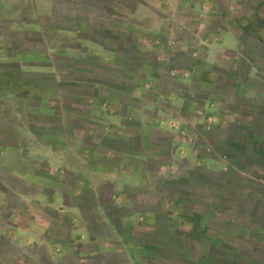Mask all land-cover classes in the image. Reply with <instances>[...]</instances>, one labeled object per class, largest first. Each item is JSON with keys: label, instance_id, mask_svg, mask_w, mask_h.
<instances>
[{"label": "crops", "instance_id": "obj_1", "mask_svg": "<svg viewBox=\"0 0 264 264\" xmlns=\"http://www.w3.org/2000/svg\"><path fill=\"white\" fill-rule=\"evenodd\" d=\"M17 28L0 25V207L12 210L11 216L0 217V240L7 245L0 250V264H264V52L240 58L245 71L236 69L234 59L211 75L214 85L226 88L215 93L213 103L206 101L203 118L196 122L215 118L208 131L202 129L204 139L216 148L232 147L230 159L241 162L240 168L227 169L213 162L212 169L196 165L199 154L165 125L162 68L157 75L156 64L140 67L141 80L128 92L137 96V105L102 104L88 119L90 127L60 121L57 128L65 135L58 137L50 136L43 116L39 132L27 104L34 81L18 79L20 63L34 53L1 33ZM159 28L155 23L149 31L156 34ZM43 90L49 95V87ZM19 101L26 115L10 110ZM98 125L103 133L96 140L91 134ZM171 132L179 139H164ZM208 132L216 137L212 140ZM242 141L249 152L240 149ZM35 143L43 145L42 152L33 151ZM67 144L75 146L73 151ZM164 155L172 161L189 157L190 165L179 174L184 186L168 181L175 178L168 174L180 170L164 164ZM20 181L35 195L21 196ZM211 185L217 190L215 201L194 199ZM230 188L238 194L231 205L235 215L228 217L221 210L226 211ZM19 208L27 209L25 215L13 214Z\"/></svg>", "mask_w": 264, "mask_h": 264}, {"label": "rangeland", "instance_id": "obj_2", "mask_svg": "<svg viewBox=\"0 0 264 264\" xmlns=\"http://www.w3.org/2000/svg\"><path fill=\"white\" fill-rule=\"evenodd\" d=\"M9 23L20 28L13 32L4 29L1 32L4 38L16 39L23 44V49L34 53L29 55L33 58L20 63L18 79L34 81L30 86L32 102L27 104L29 112L33 111L39 132L41 122L38 120L43 116L45 126L50 123V136L58 137L65 135L57 128L60 121L69 126L90 127L88 119L98 114L102 104L137 105V96L128 95V92L141 80L139 69L145 70L148 65L153 69L156 64L157 75L159 66L162 68L160 89L162 109L167 114L165 125L169 123L176 136L199 154L195 164L205 163L212 169L213 162H219L226 169L230 165L241 167V162L230 159L232 147L222 149L220 145L216 148L204 139L203 130L213 126L216 119L205 117L202 125L196 119L203 118L206 101L213 103L217 100L215 93L226 88V85H214L211 75L225 70L231 60L234 63V59L237 62L242 57L247 58L251 51L264 52V0H0V25ZM155 23L161 28L151 34L149 29ZM236 42L240 47H235ZM48 50L49 56H46ZM237 68L245 71L247 65L237 62ZM48 87L49 95H44L43 89ZM108 90H114L116 95H107ZM145 99L152 101L153 97L146 95ZM18 104L10 110L26 115L23 102ZM39 132L36 131V135ZM102 133L103 128L98 125L92 128L91 136L98 140ZM207 135L212 140L216 137L212 132ZM176 136L166 133L164 139H179ZM30 147L34 152L43 151L40 143ZM67 148L73 151L75 146L67 144ZM244 148L241 150L249 152V146ZM163 162L180 170L168 174L175 177L168 181L184 186L186 182H182L183 176L179 174L190 165L189 157L172 161L164 155ZM154 176L158 181L160 176ZM195 177L202 181V173ZM17 186L21 196L35 195L21 181ZM213 187L194 199L198 197L199 203L203 199L215 201L217 190ZM237 194L233 188L227 191L224 199L227 208L221 210V214L235 215L231 205L236 202ZM25 210L13 209V214L21 217ZM11 212L8 207H0L2 218L11 216ZM40 212L51 213L50 209H40ZM6 249L7 245L0 240V250Z\"/></svg>", "mask_w": 264, "mask_h": 264}, {"label": "trees", "instance_id": "obj_3", "mask_svg": "<svg viewBox=\"0 0 264 264\" xmlns=\"http://www.w3.org/2000/svg\"><path fill=\"white\" fill-rule=\"evenodd\" d=\"M239 133H240V131H239ZM244 146H248V144L246 142L242 141L240 149H242V150L244 149L245 150ZM248 150H250V148Z\"/></svg>", "mask_w": 264, "mask_h": 264}]
</instances>
